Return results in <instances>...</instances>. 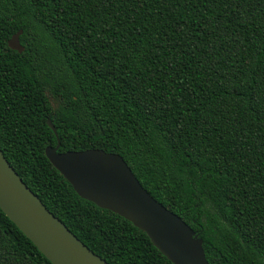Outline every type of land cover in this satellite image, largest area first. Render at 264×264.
I'll use <instances>...</instances> for the list:
<instances>
[{
    "label": "trees",
    "instance_id": "1",
    "mask_svg": "<svg viewBox=\"0 0 264 264\" xmlns=\"http://www.w3.org/2000/svg\"><path fill=\"white\" fill-rule=\"evenodd\" d=\"M47 118L58 151L120 154L208 264H264V0H0L4 156L110 264H173L76 194ZM0 264H52L1 209Z\"/></svg>",
    "mask_w": 264,
    "mask_h": 264
},
{
    "label": "water",
    "instance_id": "2",
    "mask_svg": "<svg viewBox=\"0 0 264 264\" xmlns=\"http://www.w3.org/2000/svg\"><path fill=\"white\" fill-rule=\"evenodd\" d=\"M19 29L9 48L23 51ZM44 154L76 194L130 221L173 264H208L203 240L180 216L156 200L123 157L101 148L58 151L60 138ZM0 209L52 264H110L86 246L25 184L0 149Z\"/></svg>",
    "mask_w": 264,
    "mask_h": 264
}]
</instances>
